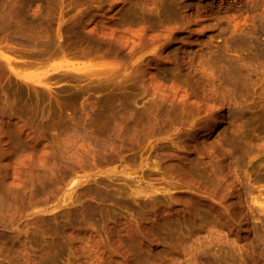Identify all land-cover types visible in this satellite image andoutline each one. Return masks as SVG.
Returning <instances> with one entry per match:
<instances>
[{"label":"rangeland","instance_id":"obj_1","mask_svg":"<svg viewBox=\"0 0 264 264\" xmlns=\"http://www.w3.org/2000/svg\"><path fill=\"white\" fill-rule=\"evenodd\" d=\"M29 2L52 50L0 49V264H264V0ZM109 104L155 127L120 143Z\"/></svg>","mask_w":264,"mask_h":264},{"label":"bare ground","instance_id":"obj_2","mask_svg":"<svg viewBox=\"0 0 264 264\" xmlns=\"http://www.w3.org/2000/svg\"><path fill=\"white\" fill-rule=\"evenodd\" d=\"M24 2V1H23ZM23 2H21V0H0V44H2V42L3 41H5L6 42V45L5 46H3V47H0V49L1 48H3V49H5V48H7V50L5 49L4 50V53L7 51L8 52V47H7V44H10V41H11V43H13L12 41H13V39H19V41L18 42H16V45H17V43L19 44V42H20V44L19 45H22V46H28V47H34V46H36L37 47V45H39L38 43H37V41H36V39L35 38H37V37H39L38 36V34L37 33H35V35L37 36V37H33V35H34V31H35V27H36V25L34 26V20L32 21L31 20V18L29 19L28 17H32V14L33 13H31V11L29 10L28 12L26 11V14H25V10L23 11L22 10V8L23 7H25V9H28V8H26V5L28 4H31L30 2H29V0L28 1H25V3H23ZM25 4V6L23 5V4ZM30 6V5H29ZM29 6H27V7H29ZM30 8V7H29ZM31 9V8H30ZM31 14H30V13ZM27 13H29L28 15H27ZM33 18L35 19V16H34V14H33ZM36 20V19H35ZM38 22H36V24H37ZM25 24V25H24ZM38 25V24H37ZM18 26V29L16 28ZM37 28V27H36ZM36 32V31H35ZM13 33V35H11ZM33 34V35H32ZM38 39V38H37ZM43 40V38L42 37H40L39 38V40ZM38 40V41H39ZM48 39H46V41H47ZM44 41V40H43ZM50 41H51V43L53 42L51 39H50ZM50 41L48 40V43H50ZM39 43H42V41L41 42H39ZM45 45L47 44V43H45V42H43ZM54 43V42H53ZM14 44V46H15V43H13ZM45 45H43L44 47H42V44H40L39 46H41V47H39L38 46V49H36V47H35V49L33 48V50L34 51H39L40 53H41V51H43V52H45L46 50L49 52L50 50H48V49H51V48H48L47 46H49V44H47L46 45V47L47 48H45ZM51 45V44H50ZM257 45H260V47H261V44H257ZM54 45H52V47H53ZM256 46V45H255ZM264 46V45H263ZM262 46V47H263ZM5 47V48H4ZM10 47H13L12 45L10 46ZM16 47V46H15ZM10 48V49H14V51L15 52H18L17 53V55L19 54V52L20 51H17V50H20V49H16V48ZM57 47V46H56ZM257 47V46H256ZM19 48V47H18ZM21 48V47H20ZM32 48L29 50L28 49V51H31V53H32ZM46 49L45 51L44 50H41V49ZM258 49H259V47H257ZM40 49V50H39ZM261 49H263V48H260V50H258L259 51V53L262 51ZM52 50V49H51ZM3 51V50H2ZM1 51V52H2ZM10 51V50H9ZM12 51V52H11ZM10 51V53H13L14 51L13 50H11ZM27 51V52H28ZM33 51V52H34ZM0 52V53H1ZM23 52V51H22ZM21 52V53H22ZM27 52L25 53V51H24V53H25V55L24 56H26V54H27ZM55 52H56V50L54 51V54H55ZM4 53H2L0 56L2 57V55L4 54ZM9 53V52H8ZM20 53V55L22 56V54H24V53H22L21 54ZM35 53V54H34ZM34 53H32V55H36L37 53L36 52H34ZM40 53H38V55H39V57L41 58V54ZM47 53V52H46ZM262 53V52H261ZM260 53V54H261ZM16 53H14V55H15ZM27 55H31V54H27ZM45 55V54H44ZM44 55H42V56H44ZM48 55V54H47ZM51 55H53V54H51ZM3 57H7V55L6 56H4L3 55ZM38 57V56H37ZM10 58V57H9ZM5 59V58H4ZM10 60V59H9ZM10 64V63H9ZM0 65H1V63H0ZM2 66V65H1ZM56 66V65H55ZM2 68V67H1ZM0 68V69H1ZM1 70H3V68L1 69ZM0 70V73L2 72ZM236 76V75H235ZM238 77V76H237ZM41 81V80H40ZM42 82H43V80H42ZM230 85V84H229ZM112 104V103H111ZM110 105V104H109ZM109 105H107V107L106 108H109ZM113 107H115V106H113ZM164 107V106H163ZM104 108H105V106H104ZM105 108V109H106ZM111 105H110V108H109V110L107 111V110H105V109H102V111L103 110H105L104 111V113L102 112H100L99 113V116H98V118H96V122H99V124H97V126L99 127V130L100 131H102V133L104 134V132H105V128H103L104 126H107L108 127V130H107V132H110V131H112L111 129L112 128H116L115 130L117 131V134L116 135H114L115 137L117 136L118 138H119V142H120V140L122 139V137H124L125 135H126V137L128 136L127 134H129L128 132H130V131H135V130H137V129H139L140 127V129H142L143 128V124L142 123H145L144 121H147L148 120V118H150L151 116L153 117V115H145V113H148L147 111L145 112V110H144V114H140L141 116L139 117V119H138V121L136 120L135 122L133 121V122H131L132 121V119H130V117H129V119L131 120V121H129V123L127 124V126H125L123 123V125L121 124V122L119 123V120L120 119H122L123 117H125V113H130L132 116H134L133 114H132V112L133 111H129V112H127V111H125L124 113H121V114H124V116L123 117H120L119 118V115H121V114H119L120 113V111H115V109H119V108H112L113 109V113H112V116H110V117H112V118H110V119H108L107 117H106V115L108 116V115H111ZM123 107H121V109H122ZM130 108V107H129ZM129 108H123V109H128V110H130ZM160 108H161V106H160ZM165 109H167L166 107H164ZM163 108V109H164ZM171 108V107H170ZM174 108V107H173ZM168 109H169V107H168ZM120 110V109H119ZM150 110V109H149ZM109 112L110 114H106L105 112ZM151 111V110H150ZM161 111V110H160ZM163 111V110H162ZM165 111H167V110H165ZM173 111H174V109H173ZM121 112H123V110H121ZM143 112V111H142ZM153 111H151V113H152ZM168 112V111H167ZM171 112H172V108H171ZM150 113V112H149ZM148 113V114H149ZM164 113V112H163ZM135 114V113H134ZM138 113H136V115H137ZM168 114V113H167ZM130 115V116H131ZM129 116V115H128ZM139 116V115H138ZM137 116V117H138ZM150 116V117H149ZM156 116H158L157 114H156ZM109 117V116H108ZM152 117H151V119H152ZM125 118H127V116L125 117ZM132 118V117H131ZM158 119H159V116L157 117ZM119 119V120H118ZM134 119H136V117L134 118ZM151 119H150V121L148 120V122H146L147 124H150L149 122H151V125H152V121H151ZM154 120V119H153ZM157 120V119H156ZM122 121V120H121ZM125 121H126V119H125ZM127 122V121H126ZM69 123V122H68ZM67 123V124H68ZM153 123H155V122H153ZM67 124H66V128H68L69 127V125L67 126ZM151 125H150V127H151ZM154 125V124H153ZM152 125V127L154 128L155 127V125L153 126ZM157 125V124H156ZM75 126V125H74ZM74 126H72V127H74ZM111 126V127H110ZM112 126H114V127H112ZM146 126L147 125H145L144 124V130H145V128H146ZM71 127V126H70ZM70 127H69V129H70ZM148 128L147 129H149V125L147 126ZM152 127H151V129H152ZM75 128H76V126H75ZM78 128V127H77ZM76 128V129H77ZM1 129V128H0ZM5 129V128H4ZM3 128H2V131L4 130ZM73 129V128H72ZM81 129H82V127H81ZM71 130V129H70ZM70 130H68L69 132H70ZM79 130V131H78ZM2 131H0V132H2ZM5 131V130H4ZM4 131L2 132V133H0V134H3L4 133ZM6 131H7V129H6ZM75 131H77V132H82V131H80V129L78 128L77 130H75ZM74 131V132H75ZM84 132H85V130H83ZM139 131V130H138ZM140 131H143V130H140ZM139 131V133H141ZM9 132V131H8ZM7 132V133H8ZM84 132H82V134H84ZM113 132H115V131H113ZM13 133V132H12ZM116 133V132H115ZM114 133V134H115ZM132 133V132H131ZM134 133V132H133ZM137 133V132H136ZM72 134H75V133H73L72 132ZM78 134V133H77ZM77 134H75V136L76 137H79V136H77ZM98 134V133H97ZM6 135V134H5ZM78 135H80V134H78ZM85 135V134H84ZM106 135V134H105ZM134 135V137H135V134H133ZM132 135V136H133ZM137 135H138V133H137ZM9 135L7 134V137H8ZM82 136V135H81ZM92 136V135H91ZM93 136H94V134H93ZM100 136V135H99ZM12 137V136H11ZM13 137H14V135H13ZM86 137V136H85ZM89 137V136H88ZM88 137H86V139L88 138ZM101 137V136H100ZM117 137H116V140H117ZM126 137H124V138H126ZM130 137H131V135L129 134V136H128V138H129V141H130ZM90 138V137H89ZM93 139H95L96 141L97 140H99V144H100V146H102V148H104V150H105V147H109L110 145L109 144H107V143H109V142H106L105 140L106 139H96V138H94V137H92ZM121 138V139H120ZM133 138V137H132ZM10 139H12V138H8V140H10ZM115 139V138H114ZM14 140V139H13ZM12 140V142H14ZM92 140V139H91ZM123 141H124V139H122ZM126 140H127V138H126ZM125 140V142H128V140L126 141ZM132 140V139H131ZM89 142H90V140H88ZM94 141V140H93ZM107 141H111L112 142V140H107ZM10 142V141H9ZM11 142V143H12ZM110 142V143H111ZM117 142V141H116ZM115 141H114V143H116ZM94 143V142H93ZM92 143V144H93ZM113 143V142H112ZM121 143V142H120ZM96 144H97V142H96ZM128 143H126V145H127ZM94 145V144H93ZM114 145V144H113ZM125 145V144H124ZM111 146H112V144H111ZM110 146V147H111ZM94 147H95V145H94ZM97 148H100L101 149V147H97ZM100 149H98V150H100ZM103 150V149H102ZM102 150H100V152L102 153L103 151ZM108 150V149H107ZM106 150V151H107ZM62 153H63V151H62ZM61 153V154H62ZM104 153H106V152H104ZM10 154V153H9ZM61 156H63V154L61 155ZM64 157V156H63ZM64 158H62L61 157V160H63ZM1 161V160H0ZM62 162V161H61ZM64 162V161H63ZM60 163V162H59ZM65 163V162H64ZM62 163H60L59 165H61ZM66 164V163H65ZM58 165V164H57ZM3 166V165H2ZM0 167H1V162H0ZM67 167H68V164H67ZM69 168V167H68ZM2 182V181H1ZM2 185V184H1ZM2 186H6L5 185V183L3 182V185ZM2 186H0L1 188H2ZM8 189L9 188V186L7 185V188L6 187H3L2 188V190L0 189V217L3 215V217L6 215L5 214V212L7 211V210H9L7 207H9V206H11V208H12V205L13 204H15V203H13V202H15V201H13L12 203V205H10L11 204V200H12V198H11V200L10 201H8V195H6V193H7V191L6 190H3V189ZM11 188H13L12 186H11ZM9 190V189H8ZM17 190V189H16ZM9 191H11V190H9ZM13 191H15V189L13 190L12 189V192ZM6 192V193H5ZM12 192H10L11 194H12ZM14 193V192H13ZM94 193V192H93ZM7 194H9V192L7 193ZM98 194H99V192H98ZM100 195V194H99ZM9 196H11V195H9ZM12 196H14V197H17V196H15V194L14 195H12ZM11 196V197H12ZM18 198V197H17ZM13 200H16V199H13ZM14 207H16L15 205H13ZM13 207V208H14ZM10 208V209H11ZM16 209V208H15ZM12 210V209H11ZM14 210V209H13ZM12 210V211H13ZM9 213H10V211H8ZM8 212H6L8 215H10L11 213H14V212H11L10 214L8 213ZM5 214V215H4ZM12 215V214H11ZM14 215V214H13ZM7 216V215H6ZM3 217H1L0 219H1V221H3L2 220V218ZM4 219V218H3ZM8 221V220H7ZM0 224H1V222H0ZM1 228H2V226H1ZM1 231V230H0ZM2 232V231H1ZM1 232H0V235H1ZM4 237V236H3ZM2 236L0 237V242H2L1 241V239L3 238Z\"/></svg>","mask_w":264,"mask_h":264}]
</instances>
